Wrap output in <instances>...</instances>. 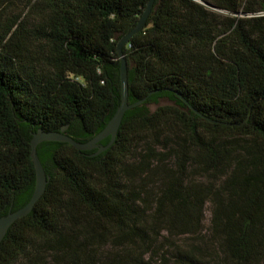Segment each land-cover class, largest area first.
Returning <instances> with one entry per match:
<instances>
[{
    "label": "trees",
    "instance_id": "trees-1",
    "mask_svg": "<svg viewBox=\"0 0 264 264\" xmlns=\"http://www.w3.org/2000/svg\"><path fill=\"white\" fill-rule=\"evenodd\" d=\"M148 3L0 0V217L34 192V134L110 122ZM122 53L117 139L37 147L46 191L0 264H264V0H155Z\"/></svg>",
    "mask_w": 264,
    "mask_h": 264
},
{
    "label": "water",
    "instance_id": "water-1",
    "mask_svg": "<svg viewBox=\"0 0 264 264\" xmlns=\"http://www.w3.org/2000/svg\"><path fill=\"white\" fill-rule=\"evenodd\" d=\"M155 0H149V3L141 16L138 24L135 28L127 34L118 44L117 51L120 57V81H121V102L118 107L116 113L110 120V122L106 125V127L91 141L80 144L67 137L61 132H43L38 131L36 134L32 136L30 145H31V154L30 158L34 165L35 170V188L34 192L27 203L26 206L19 209L16 212L9 213L5 217H0V244L5 238L6 234L10 230V228L20 219L25 218L31 214L33 209L35 208L38 201L45 194L46 186L48 184V178L44 172L43 166L37 156V147L45 142H56V143H64L72 146L74 149L80 152L98 150L97 154L102 153L108 150L117 139V135L122 124V120L127 111L133 108V106L128 104V84H127V64L126 60L123 57L122 49L129 42L130 38L134 35L139 34L143 31L146 26L147 20L150 16L151 10L153 8ZM207 8L218 11L214 6L203 3ZM109 139V143L107 146L102 147L100 143L104 140Z\"/></svg>",
    "mask_w": 264,
    "mask_h": 264
},
{
    "label": "rangeland",
    "instance_id": "rangeland-1",
    "mask_svg": "<svg viewBox=\"0 0 264 264\" xmlns=\"http://www.w3.org/2000/svg\"><path fill=\"white\" fill-rule=\"evenodd\" d=\"M161 105H166V103H161ZM210 217H211V210H210V206L207 205L205 211H204V222H203V229L202 231L207 234L208 230H209V221H210Z\"/></svg>",
    "mask_w": 264,
    "mask_h": 264
}]
</instances>
